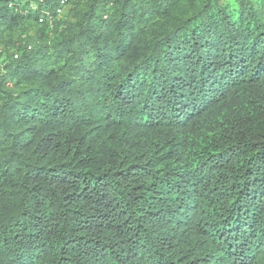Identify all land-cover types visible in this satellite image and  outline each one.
<instances>
[{
    "label": "trees",
    "instance_id": "16d2710c",
    "mask_svg": "<svg viewBox=\"0 0 264 264\" xmlns=\"http://www.w3.org/2000/svg\"><path fill=\"white\" fill-rule=\"evenodd\" d=\"M58 2L0 0V264H264V0Z\"/></svg>",
    "mask_w": 264,
    "mask_h": 264
},
{
    "label": "rangeland",
    "instance_id": "374dc122",
    "mask_svg": "<svg viewBox=\"0 0 264 264\" xmlns=\"http://www.w3.org/2000/svg\"><path fill=\"white\" fill-rule=\"evenodd\" d=\"M37 28L38 27L36 25H31V24L28 25L20 33L21 35H16L15 36V41L17 39L16 37H18L19 39H21V41H22L23 44H30V43H32L33 45H35L37 41H41L40 40V34H37ZM0 49H1V51L5 49L4 44L3 45H0ZM13 51H14L13 48H8V52L12 53Z\"/></svg>",
    "mask_w": 264,
    "mask_h": 264
},
{
    "label": "built area",
    "instance_id": "2783aa9c",
    "mask_svg": "<svg viewBox=\"0 0 264 264\" xmlns=\"http://www.w3.org/2000/svg\"><path fill=\"white\" fill-rule=\"evenodd\" d=\"M68 0H59L58 5H56L52 11H46L42 13L38 20L40 23H44L46 21H51L54 17L62 16L63 11L67 5ZM31 45L29 46V48ZM18 57V52L14 53V58Z\"/></svg>",
    "mask_w": 264,
    "mask_h": 264
}]
</instances>
